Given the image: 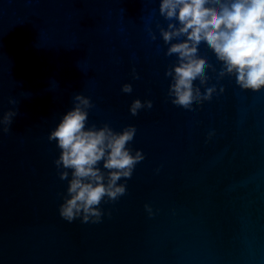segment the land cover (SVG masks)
Wrapping results in <instances>:
<instances>
[{"label":"water","instance_id":"water-1","mask_svg":"<svg viewBox=\"0 0 264 264\" xmlns=\"http://www.w3.org/2000/svg\"><path fill=\"white\" fill-rule=\"evenodd\" d=\"M159 2L0 0V105L18 108L0 135V264H264V88L209 71L223 93L194 111L173 105ZM199 54L219 70L203 42ZM74 93L94 104L89 124L134 125L130 147L145 156L100 223L58 213L67 181L47 136ZM134 98L153 107L133 116Z\"/></svg>","mask_w":264,"mask_h":264},{"label":"clouds","instance_id":"clouds-1","mask_svg":"<svg viewBox=\"0 0 264 264\" xmlns=\"http://www.w3.org/2000/svg\"><path fill=\"white\" fill-rule=\"evenodd\" d=\"M158 11L167 21L166 27L158 21L156 24L167 45L164 55L176 57L175 63L164 70L165 77L170 78L167 97L173 105L194 111V104L202 105L214 94L223 93V86L219 92L216 84L207 86L213 78L209 71L217 81L234 77L241 90L257 92L264 88V0H160ZM147 31L149 39L155 41L156 33L151 28ZM202 42L214 53L219 70L199 54ZM132 77L139 79L135 68ZM132 91L130 83L121 85V92ZM8 104L16 106L19 100L9 95ZM93 107L88 96L74 93L72 107L47 136L60 150L53 163L67 187L58 213L69 223L77 219L81 223H100L106 214L101 205L126 194V181L145 158L140 149L130 147L137 131L134 125L116 131L108 123L100 127L89 124ZM152 107V100L134 98L129 112L136 116L140 110ZM17 114V107L2 110L0 105V135L10 133ZM214 135V130L209 131L207 140ZM144 209L149 217L155 215L150 204Z\"/></svg>","mask_w":264,"mask_h":264}]
</instances>
